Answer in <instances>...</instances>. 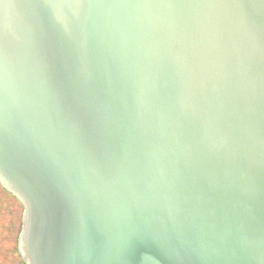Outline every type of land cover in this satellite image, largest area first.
Returning a JSON list of instances; mask_svg holds the SVG:
<instances>
[{"label":"water","instance_id":"95a60500","mask_svg":"<svg viewBox=\"0 0 264 264\" xmlns=\"http://www.w3.org/2000/svg\"><path fill=\"white\" fill-rule=\"evenodd\" d=\"M0 183L26 264H264V0H0Z\"/></svg>","mask_w":264,"mask_h":264},{"label":"flooded vegetation","instance_id":"af4514ba","mask_svg":"<svg viewBox=\"0 0 264 264\" xmlns=\"http://www.w3.org/2000/svg\"><path fill=\"white\" fill-rule=\"evenodd\" d=\"M4 195L6 196V202L9 203L0 205V208L2 207L5 209L6 207L7 209V206L11 205L10 212L13 211L15 213V208H19L21 215H19V219L17 220L11 219L8 224L5 223V218H0V264H26V260L20 250L24 206L14 194L1 185L0 196L3 198ZM0 211L2 210L0 209ZM7 212H9L8 209Z\"/></svg>","mask_w":264,"mask_h":264},{"label":"rangeland","instance_id":"374dc122","mask_svg":"<svg viewBox=\"0 0 264 264\" xmlns=\"http://www.w3.org/2000/svg\"><path fill=\"white\" fill-rule=\"evenodd\" d=\"M0 188H1V185H0ZM0 198H2L1 196H0ZM7 203H9V202H6V196L4 195L3 196V198L2 199H0V205H2V204H7ZM11 208V205L9 206H7V209H8V211L9 212H7V209H6V207H5V209L4 208H0L2 211H0V218H5V220H6V224H8V222L12 219V220H17V219H19V215H21L20 214V209L19 208H15V210H16V212L14 213L13 211L12 212H10V209ZM6 210V211H5ZM6 214H7V216H6ZM4 227H6V226H4Z\"/></svg>","mask_w":264,"mask_h":264}]
</instances>
